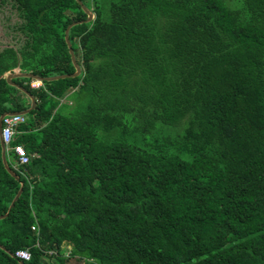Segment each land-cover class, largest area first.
<instances>
[{
    "label": "trees",
    "instance_id": "obj_1",
    "mask_svg": "<svg viewBox=\"0 0 264 264\" xmlns=\"http://www.w3.org/2000/svg\"><path fill=\"white\" fill-rule=\"evenodd\" d=\"M2 1L20 23L0 115L30 106L8 72L74 71L64 32L86 18L76 0ZM81 1L80 74L13 79L36 107L13 140L29 161L5 152L19 180L0 145V244L25 264H264V0ZM0 264L20 263L0 248Z\"/></svg>",
    "mask_w": 264,
    "mask_h": 264
},
{
    "label": "water",
    "instance_id": "obj_2",
    "mask_svg": "<svg viewBox=\"0 0 264 264\" xmlns=\"http://www.w3.org/2000/svg\"><path fill=\"white\" fill-rule=\"evenodd\" d=\"M76 1L81 6L82 10L85 12L86 18L83 19V20H77V21H73V22L69 23L67 25L66 29H65V32H64V39H65V42H66V45H67V48H68V52H69V55H70V58H71L72 65L74 66V71L72 73H69V74H59V75L48 76V77H41V76L35 75L33 73L21 72L18 69H14L13 71L8 72L5 75V79H6L7 83L10 84V85H12V86L17 87L19 90H21L22 92H24L28 96V98L30 99V106H29V108H27V109H25L23 111H12V112L10 111V112H4V113H2L0 115V133H1V120H2V117L5 114H10V113L27 114L31 110L35 109V107H36V99H35V97L25 87L19 85L18 83H15L13 81L14 78H17V77H30V78L35 79V80H38V81H42V80L51 81V80H57V79H61V78L75 77V76H78L80 74V72H81V66L77 62V59H76L74 50H73V48L71 46V42L69 40L68 33H69V29L73 25L80 24V23H84V22H89V21L93 20L94 14H93V12L81 0H76ZM0 145H1V159H2V163H3L6 171L13 178H15L16 180H19V175L9 165V162L7 160L6 153H5L6 152L5 145H4V143H3L2 139H1V136H0ZM22 187H23V183L21 182L20 183L19 190L17 191L15 197L13 198L12 202L9 205V209L14 205V202L16 201V199L21 194ZM6 216H7V212L4 213V214H1L0 215V219L4 218ZM0 248L5 249L10 254V256H13L14 257L13 253L9 252L3 245L0 244ZM19 263L20 264H25L23 260H19Z\"/></svg>",
    "mask_w": 264,
    "mask_h": 264
},
{
    "label": "built area",
    "instance_id": "obj_3",
    "mask_svg": "<svg viewBox=\"0 0 264 264\" xmlns=\"http://www.w3.org/2000/svg\"><path fill=\"white\" fill-rule=\"evenodd\" d=\"M39 82L31 83V86L38 87ZM26 122V117L22 113H10L5 114L2 117L1 126V139L5 145V149H11L16 155V162L19 164H24L29 161V156L25 152L24 146L21 143H14L13 140L15 136L19 133L18 126ZM34 228V227H33ZM14 256L21 260H28L30 258V251L28 248L19 249L15 251Z\"/></svg>",
    "mask_w": 264,
    "mask_h": 264
},
{
    "label": "rangeland",
    "instance_id": "obj_4",
    "mask_svg": "<svg viewBox=\"0 0 264 264\" xmlns=\"http://www.w3.org/2000/svg\"><path fill=\"white\" fill-rule=\"evenodd\" d=\"M19 23H20V17L18 15L16 8H14L10 2L0 0V49L5 47L7 44L14 45L15 42H19L17 40L19 34L14 31V27L17 26ZM36 82H39L40 84L41 81L35 79L31 81V83H36ZM1 126H2V120H1ZM67 248H69V245L67 246ZM75 263L76 262H74L73 259H71V261L69 262V264H75Z\"/></svg>",
    "mask_w": 264,
    "mask_h": 264
}]
</instances>
